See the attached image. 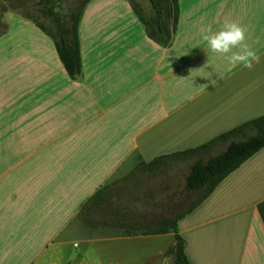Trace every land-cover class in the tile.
Returning <instances> with one entry per match:
<instances>
[{"label":"crops","instance_id":"1","mask_svg":"<svg viewBox=\"0 0 264 264\" xmlns=\"http://www.w3.org/2000/svg\"><path fill=\"white\" fill-rule=\"evenodd\" d=\"M177 2L164 44L147 33L131 0H87L76 78L44 27L9 16L0 33V264H57L59 250L75 244L66 230L81 204L115 173L264 114V0ZM225 21L247 29L260 56L251 70L203 41L201 29ZM153 221L77 240L110 264H165L174 232L150 233ZM177 226L191 264H264V146Z\"/></svg>","mask_w":264,"mask_h":264},{"label":"rangeland","instance_id":"2","mask_svg":"<svg viewBox=\"0 0 264 264\" xmlns=\"http://www.w3.org/2000/svg\"><path fill=\"white\" fill-rule=\"evenodd\" d=\"M85 0H0V29L7 23L12 14H19L34 20L49 33L55 31V19L68 20L70 14H76ZM146 19L153 15L150 0H131ZM48 6L54 12L51 15ZM164 24L173 30V19L165 17ZM148 28V27H147ZM249 130L247 133H251ZM225 144L216 145L209 150L195 154L186 159L169 158L162 167L147 168L141 163L134 164L133 169L117 172L108 182L113 181L106 195L107 201L100 207H93L85 216L78 215L68 226L71 239H76L64 245L57 253V264H81V254L87 263L84 264H110L105 256H100L94 247L87 246L89 242L77 240L81 235L95 237L123 231V226L140 227L145 221L174 216L183 212L192 202L202 194L201 190H186L184 188V175L189 170L194 160L201 156H208L219 152ZM163 164V163H162ZM148 169V170H147ZM150 171V172H149ZM86 219H85V218ZM149 219V220H148ZM114 222L117 227L111 225ZM152 223V224H154ZM85 225L86 230L82 229ZM123 225V226H122ZM65 231V232H66ZM60 234L59 237H62ZM173 239L167 235L165 242V264H173ZM101 249V248H100ZM60 255V256H58Z\"/></svg>","mask_w":264,"mask_h":264},{"label":"trees","instance_id":"3","mask_svg":"<svg viewBox=\"0 0 264 264\" xmlns=\"http://www.w3.org/2000/svg\"><path fill=\"white\" fill-rule=\"evenodd\" d=\"M43 1H45V3L49 2V0ZM150 1L154 11L150 19H146L135 5H133V9L143 25H145L146 28L148 27L147 33L151 37L167 44L170 40L171 32L164 24L163 19L165 17H171L173 19V29L175 28L178 14V2L177 0ZM86 2L87 0L83 2L79 12L70 14L68 20L55 19V31L54 33H50L54 39L57 53L67 73L74 78L78 77L81 71L78 24L81 11ZM48 11L51 15H54L53 10L49 6ZM5 28L6 24L0 29V33H2ZM249 130L252 132L247 133ZM216 143H225V146L218 153L210 155L206 159H203L201 156L197 157L184 175V188L186 190L203 189L200 197L192 202L183 212L174 216L164 217L160 219L157 224L148 227L150 233L174 232L173 264H191L184 250V239L178 232L177 220L204 199L223 177L238 167L255 151L264 146V114L247 119L217 134L200 145L157 156L149 162H144L145 166L148 168H157L161 166V159H186L201 153L203 150L212 147ZM112 185L113 181H107L99 186L81 204L77 214L85 216L93 207H100L102 202L107 201L106 195Z\"/></svg>","mask_w":264,"mask_h":264},{"label":"clouds","instance_id":"4","mask_svg":"<svg viewBox=\"0 0 264 264\" xmlns=\"http://www.w3.org/2000/svg\"><path fill=\"white\" fill-rule=\"evenodd\" d=\"M202 39L212 53L224 57L230 65H243L252 69L260 62V56L247 42V29L236 21H225L214 31L211 25L201 29Z\"/></svg>","mask_w":264,"mask_h":264}]
</instances>
